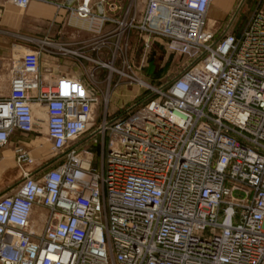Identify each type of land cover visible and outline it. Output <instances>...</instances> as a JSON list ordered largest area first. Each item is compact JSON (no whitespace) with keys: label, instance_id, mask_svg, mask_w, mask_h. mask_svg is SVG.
<instances>
[{"label":"built area","instance_id":"built-area-1","mask_svg":"<svg viewBox=\"0 0 264 264\" xmlns=\"http://www.w3.org/2000/svg\"><path fill=\"white\" fill-rule=\"evenodd\" d=\"M7 1L63 12L70 41L26 39L32 47L9 60L0 149L15 132L44 134L52 159L42 167L15 149L0 264H264V0L223 29L208 19L212 0H145L140 13L123 0ZM132 39L141 64L158 39L185 66L167 85L146 84ZM44 54L85 61V76L48 80ZM131 85L147 96L109 118L104 99L96 125L101 88Z\"/></svg>","mask_w":264,"mask_h":264},{"label":"crops","instance_id":"crops-1","mask_svg":"<svg viewBox=\"0 0 264 264\" xmlns=\"http://www.w3.org/2000/svg\"><path fill=\"white\" fill-rule=\"evenodd\" d=\"M216 6L220 7L217 0ZM63 18V12H57L48 4L31 1L27 8L20 9L7 0H0V90H4L0 91V97H6L8 93L9 60L20 59L25 49L32 47L26 39L61 42ZM215 20L221 19L218 17ZM79 65H82L83 69L87 68L85 61L71 56L44 54L41 57V74L48 80H55L60 75L80 77ZM17 147L23 148L39 166L51 165L52 158L48 154L44 134L23 135L15 132L9 144L0 149V193L8 187L13 189L19 182V171L15 161Z\"/></svg>","mask_w":264,"mask_h":264},{"label":"rangeland","instance_id":"rangeland-1","mask_svg":"<svg viewBox=\"0 0 264 264\" xmlns=\"http://www.w3.org/2000/svg\"><path fill=\"white\" fill-rule=\"evenodd\" d=\"M258 0H217V4L220 6L217 8L216 0H212L209 11H208V19L210 20V24L213 21L221 24L222 29L225 25L229 23V21L235 16V21L232 24L233 28L242 26L241 23L248 18L254 10V4L257 3ZM131 3L132 10L135 9L137 13H140L142 10L145 0H123V8L125 10L126 6ZM221 20H215L218 18ZM77 29H73L70 27H66L64 29L65 32L72 33ZM79 30V29H78ZM221 32V31H220ZM63 37L60 39L61 42H69L70 40L66 36V34L62 35ZM81 39H87L89 35L87 32L79 30V35ZM134 37V36H133ZM132 47L129 51V58L133 61L134 71L136 69L137 76L146 84L153 86H164L167 85L174 77H176L183 66H185V60L176 55L169 54L162 42L156 39L150 50L147 52L144 62L141 64L140 59L142 55V49L136 43V40L132 39ZM81 60V59H80ZM82 63V62H81ZM140 67V70L137 68ZM81 76H85V70L82 65H79L78 68ZM109 73L108 69H101L98 72L99 79H104ZM115 74L111 76V86H113L115 81ZM143 83V85H145ZM4 92V90H0ZM105 87L101 88V93L99 95V105L95 110V120L96 125L100 124L101 118L103 116V108H104V99L108 101V110L110 114L119 113L124 110L128 106H132L135 103L143 100L145 96H147L148 91L145 87H140L138 85L131 86H120L116 89H112V87L107 91L106 95ZM47 147L49 149L48 154H50L52 158V152L50 150V145L46 141ZM11 187L6 188L0 196L9 195L11 193Z\"/></svg>","mask_w":264,"mask_h":264},{"label":"bare ground","instance_id":"bare-ground-1","mask_svg":"<svg viewBox=\"0 0 264 264\" xmlns=\"http://www.w3.org/2000/svg\"><path fill=\"white\" fill-rule=\"evenodd\" d=\"M80 26L86 27V25L85 24H82V23H80ZM140 83H141L142 86H144L143 85V82H140ZM35 115L37 117H39V118H42V119L44 118V115H43L42 111L39 110V109L35 112Z\"/></svg>","mask_w":264,"mask_h":264},{"label":"trees","instance_id":"trees-1","mask_svg":"<svg viewBox=\"0 0 264 264\" xmlns=\"http://www.w3.org/2000/svg\"><path fill=\"white\" fill-rule=\"evenodd\" d=\"M116 114H118V112L115 113V114H110V113H109V110H108L107 117L109 118V117H112V116H114V115H116Z\"/></svg>","mask_w":264,"mask_h":264}]
</instances>
